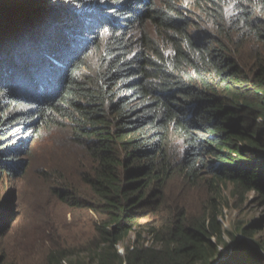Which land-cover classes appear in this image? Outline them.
Wrapping results in <instances>:
<instances>
[{"label": "trees", "instance_id": "obj_1", "mask_svg": "<svg viewBox=\"0 0 264 264\" xmlns=\"http://www.w3.org/2000/svg\"><path fill=\"white\" fill-rule=\"evenodd\" d=\"M51 125L86 187L51 190L104 218L88 260L54 244L46 264H264V228L217 262V199L181 202L229 182L264 201V0H0V176Z\"/></svg>", "mask_w": 264, "mask_h": 264}, {"label": "rangeland", "instance_id": "obj_2", "mask_svg": "<svg viewBox=\"0 0 264 264\" xmlns=\"http://www.w3.org/2000/svg\"><path fill=\"white\" fill-rule=\"evenodd\" d=\"M189 17L195 22L198 18L194 14ZM29 148L30 153L20 157L27 163L22 175L0 176V207L5 206L9 219L5 228L8 233L0 241L4 253L1 255L5 256L6 264H46L52 246L56 244L62 250H69L73 260L77 256L76 260H88L89 246L97 240L98 226L104 217L91 209L70 207L51 190L53 185L58 187L55 184L58 172L86 189L75 174L73 158L77 151L71 145L67 129L56 125L43 126ZM51 171H57V175L49 176ZM207 192L210 193L186 194L185 201L181 202L189 203L196 209L203 197L214 196L217 199V212L224 232L223 243L218 247L223 256L216 261H226L230 258L226 244L234 246V236L240 239L244 228L251 224L264 228V201L257 194L241 190L232 182L221 183L216 193L210 188ZM178 198L181 195L176 192L174 199ZM168 202L173 201L168 198ZM166 212L162 211L163 214ZM143 220L146 224L162 222L161 217ZM146 230L140 233H148ZM135 239L137 236H130V246ZM151 240V235L145 234V245H149ZM119 250L124 253L123 248Z\"/></svg>", "mask_w": 264, "mask_h": 264}]
</instances>
